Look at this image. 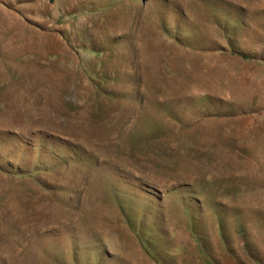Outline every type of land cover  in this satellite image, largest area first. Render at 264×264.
<instances>
[{"label":"rangeland","instance_id":"rangeland-1","mask_svg":"<svg viewBox=\"0 0 264 264\" xmlns=\"http://www.w3.org/2000/svg\"><path fill=\"white\" fill-rule=\"evenodd\" d=\"M0 264H264V0H0Z\"/></svg>","mask_w":264,"mask_h":264}]
</instances>
